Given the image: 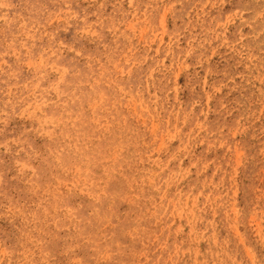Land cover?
<instances>
[{
    "label": "rangeland",
    "instance_id": "rangeland-1",
    "mask_svg": "<svg viewBox=\"0 0 264 264\" xmlns=\"http://www.w3.org/2000/svg\"><path fill=\"white\" fill-rule=\"evenodd\" d=\"M0 264H264V0H0Z\"/></svg>",
    "mask_w": 264,
    "mask_h": 264
}]
</instances>
